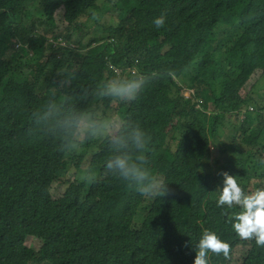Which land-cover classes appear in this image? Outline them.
<instances>
[{
    "label": "trees",
    "instance_id": "1",
    "mask_svg": "<svg viewBox=\"0 0 264 264\" xmlns=\"http://www.w3.org/2000/svg\"><path fill=\"white\" fill-rule=\"evenodd\" d=\"M98 2L0 0V264H193L204 229L231 246L229 259L213 256L212 264H231L238 246L246 247L239 264H264V247L242 240L216 206L220 172L246 191L264 187V106L251 111L241 93L264 73V0H116L108 11L117 22L86 40L81 20L97 24L108 12ZM109 65L162 74L114 110L148 133L151 169L172 195L147 200L99 178L106 141L71 155L40 138L32 113L53 101L91 110L98 88L117 75ZM227 116L238 119L228 153L218 141ZM85 162L96 182L65 179ZM56 183L65 188L54 198Z\"/></svg>",
    "mask_w": 264,
    "mask_h": 264
},
{
    "label": "clouds",
    "instance_id": "2",
    "mask_svg": "<svg viewBox=\"0 0 264 264\" xmlns=\"http://www.w3.org/2000/svg\"><path fill=\"white\" fill-rule=\"evenodd\" d=\"M166 15L154 20L156 28H163ZM117 75L105 81L97 95L116 103L136 101L146 89L161 77V73H144L132 67L127 74L119 75V69L109 65ZM168 76L174 75L172 72ZM41 139H51L56 150L66 154L78 153L89 141H106L110 155L105 161L99 178H109L134 187L143 198L155 200L172 195L166 179L154 173L147 153L150 151V137L139 122L131 118L116 120L99 111L63 109L54 101L32 113ZM258 162L262 158H257ZM222 185L218 187L216 201L222 213L229 216L233 231L242 240H254L258 247H264V187L246 191L238 177L226 171L220 172ZM97 173L87 169L81 176L86 182L97 181ZM239 209L229 215V210ZM193 264H212L211 257L230 258L231 246L215 231L204 229L195 248Z\"/></svg>",
    "mask_w": 264,
    "mask_h": 264
},
{
    "label": "rangeland",
    "instance_id": "3",
    "mask_svg": "<svg viewBox=\"0 0 264 264\" xmlns=\"http://www.w3.org/2000/svg\"><path fill=\"white\" fill-rule=\"evenodd\" d=\"M114 1H116V0H110V1L99 0L98 7L101 8L103 12H106V11H108V9L111 8ZM81 22H85V24L87 26V28H84L83 32H82V30L80 31L81 34L86 35V40H87L88 37L102 35L103 33L101 32V30L98 29V27L99 26H106V25H110V24H115L117 22V17H116V14L114 15L113 13L108 11L103 16H99L97 24H96L97 20L95 18H90L87 20V18L85 17L81 20ZM41 31H42V33L44 32L43 29H41ZM26 35L27 34L25 32H22L21 37L26 38ZM47 36L51 39V42H52L53 41L52 38L54 36L53 33H49ZM27 37H28V35H27ZM47 52L49 53L50 49H48ZM118 74L119 75H125L127 73H122L121 71H119ZM184 93H185V96L188 97L191 92H190V90H186ZM241 93L244 97L251 98V101L253 104L252 103L249 104L250 110H251V108L253 110H254V108L257 109V107H259V106H257L256 104H258L260 106H264V73L262 71H258L257 73H255L253 75V77L250 79V81L248 82V84L246 85V87L244 89H242ZM118 104L119 103L111 101L110 108L106 109L103 99L100 98L99 96H97L95 101L93 102V104L91 106V110L99 111L105 116H110V117L118 120V112L114 110L118 106ZM242 117L243 116L240 115V119ZM224 124H226V125L224 128L220 129L221 135L218 138V141L225 143V151H226V153H228V152H230V148L232 146V141H233L231 139V137L236 132V129H234V126L238 124V119L235 116H227L226 120L224 121ZM233 129H234V131H233ZM232 131H233V133H231ZM90 144H92V141L90 142ZM82 147H84V149H86L87 148L86 143ZM214 157H215V154H214L213 158ZM210 164H211L210 170L212 172H214L215 174H218V172L221 168V165L214 166V165H212L211 160H210ZM87 169H89V168H88V164L86 162L82 166L81 171H78L75 167H72L71 170L69 171V173L66 174L65 179L66 180L76 179V178L81 179V176L83 175V173ZM64 188L65 187L63 186V184L56 183L52 188V192H51L52 196L54 198H57L63 192ZM26 244L28 247H32L35 249H37L39 247V243L35 240H31V241L27 242ZM245 250H246V247L238 246L235 250V254L233 257L234 261L231 264H239L241 261L238 259H240V256L242 255L243 252H245ZM236 260H238V262H236Z\"/></svg>",
    "mask_w": 264,
    "mask_h": 264
},
{
    "label": "built area",
    "instance_id": "4",
    "mask_svg": "<svg viewBox=\"0 0 264 264\" xmlns=\"http://www.w3.org/2000/svg\"><path fill=\"white\" fill-rule=\"evenodd\" d=\"M251 111H254V110L251 108Z\"/></svg>",
    "mask_w": 264,
    "mask_h": 264
}]
</instances>
